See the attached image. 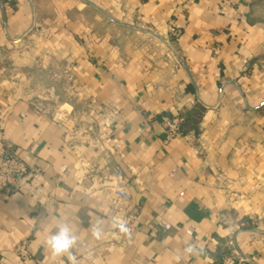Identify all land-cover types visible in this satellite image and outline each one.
Listing matches in <instances>:
<instances>
[{
    "label": "crops",
    "instance_id": "1",
    "mask_svg": "<svg viewBox=\"0 0 264 264\" xmlns=\"http://www.w3.org/2000/svg\"><path fill=\"white\" fill-rule=\"evenodd\" d=\"M63 76L92 121L75 146L29 89L67 101ZM196 103L197 129L166 141L165 118ZM3 149L32 176L0 189V264H216L232 249L264 264V0H0ZM60 225L77 240L54 255Z\"/></svg>",
    "mask_w": 264,
    "mask_h": 264
},
{
    "label": "built area",
    "instance_id": "2",
    "mask_svg": "<svg viewBox=\"0 0 264 264\" xmlns=\"http://www.w3.org/2000/svg\"><path fill=\"white\" fill-rule=\"evenodd\" d=\"M236 2L237 0H218L219 5L221 6L229 4L232 5ZM181 122L182 116L178 112V109H174L172 115L164 120V125L166 128V141H170L173 138L182 135L180 128ZM37 172L38 170H35L34 174ZM30 176H32V173H29L27 163L19 155L8 149H3L0 151V189L10 185H15L17 180ZM127 185L128 182L122 170L115 171L109 177L108 187L111 188L114 197L121 201V203H126L130 200V192ZM15 252L22 261H28L31 258L27 248L26 240H23L18 245H16ZM216 264L252 263L243 259L237 250L232 249L228 255H226L219 263Z\"/></svg>",
    "mask_w": 264,
    "mask_h": 264
},
{
    "label": "rangeland",
    "instance_id": "3",
    "mask_svg": "<svg viewBox=\"0 0 264 264\" xmlns=\"http://www.w3.org/2000/svg\"><path fill=\"white\" fill-rule=\"evenodd\" d=\"M18 57L19 55L16 58ZM11 76L12 80H14L17 84L25 85V83H27V78L21 75L20 67L14 66V71ZM59 79H62V83L64 82V86L66 88H63L62 92L64 93V91H67L68 96L70 95V98L67 101H61L59 98L58 101H55L53 98L54 91L51 89V86L48 85H41L39 87L35 85L29 87V89L31 88V91L40 95L41 99L45 100L44 104H49L50 106H45V108L51 109V112L55 114V118L67 127L68 135L71 139V146H75L77 143H86L87 136L90 133L89 131H92V121H90L87 117L85 108L80 107L84 104L79 103L76 100L73 93L74 89H70L68 76H63V78L60 77ZM13 87L15 86L13 85Z\"/></svg>",
    "mask_w": 264,
    "mask_h": 264
},
{
    "label": "clouds",
    "instance_id": "4",
    "mask_svg": "<svg viewBox=\"0 0 264 264\" xmlns=\"http://www.w3.org/2000/svg\"><path fill=\"white\" fill-rule=\"evenodd\" d=\"M114 227H118L121 232H127L128 229L123 222L114 224ZM93 235L97 238L101 235V229L99 226L94 228ZM77 237L71 231L67 225H60L57 228V231L51 235L47 240V244L51 247L54 255H61L69 250L76 244ZM191 251V248L188 249ZM72 264H75V258L70 256Z\"/></svg>",
    "mask_w": 264,
    "mask_h": 264
},
{
    "label": "trees",
    "instance_id": "5",
    "mask_svg": "<svg viewBox=\"0 0 264 264\" xmlns=\"http://www.w3.org/2000/svg\"><path fill=\"white\" fill-rule=\"evenodd\" d=\"M187 91L191 93L194 92V88L192 84H189L187 86ZM203 110L204 108L202 107V105L199 103H196L193 109L187 111L184 114H181L182 122H181L180 128H181L182 134H186L190 129H194V130L197 129V124L202 115Z\"/></svg>",
    "mask_w": 264,
    "mask_h": 264
},
{
    "label": "water",
    "instance_id": "6",
    "mask_svg": "<svg viewBox=\"0 0 264 264\" xmlns=\"http://www.w3.org/2000/svg\"><path fill=\"white\" fill-rule=\"evenodd\" d=\"M93 7L95 8V6H93ZM102 14H103L107 19H109L110 21H112L113 23H116V24L121 25V26H127V27H130V28H134V29H136V30H138V31H141V32L147 33V34H149V35L155 37V38L158 39L159 41L165 43L166 45L170 46V43H169L167 40L163 39V38L160 37L157 33L153 32V31H151V30L143 29V28H139V27H135V26H131V25H124L123 23H121V22H119V21H117V20L111 18L110 16H108V15H106V14H104V13H102Z\"/></svg>",
    "mask_w": 264,
    "mask_h": 264
}]
</instances>
